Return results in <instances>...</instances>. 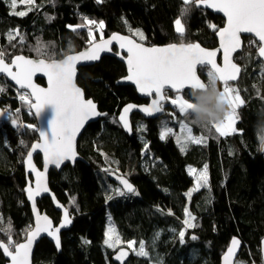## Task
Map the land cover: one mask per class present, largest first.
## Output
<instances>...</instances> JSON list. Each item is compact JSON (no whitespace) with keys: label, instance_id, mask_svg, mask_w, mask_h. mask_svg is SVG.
<instances>
[{"label":"trees","instance_id":"obj_1","mask_svg":"<svg viewBox=\"0 0 264 264\" xmlns=\"http://www.w3.org/2000/svg\"><path fill=\"white\" fill-rule=\"evenodd\" d=\"M35 2L36 9L21 17L10 14V0H0V49L4 50L8 62L18 54L36 57L31 47L36 45L37 38L54 46L49 51L55 52V59L72 53L69 51L70 43L74 52L87 47L85 31L77 35L66 27L81 23L82 16L103 20L106 35L116 31L132 35L128 30L130 25L133 30L141 29L145 33L149 45L164 46L181 42L174 31V21L180 18L183 0ZM47 17L54 19L49 21ZM209 24L220 29L225 20L203 8H193L185 21L183 42L215 48L218 45L217 31L211 30ZM16 30L26 37L23 46L19 44V37L9 43L8 33ZM248 45L245 42L244 50L235 58L242 66V73L238 82L233 84L245 100V106L238 109L241 116L238 128L242 133L230 137H219L217 133H209L208 136V129L190 125L197 134L207 137V143L191 144L184 152L172 136L166 141L159 138V121L165 116L147 122L146 131L139 132L136 127L142 124L143 119L135 113L132 117L135 125L132 136L120 124L113 122L114 118L111 117H115L124 105L140 102L133 86L118 83L127 73L122 61L106 55L92 66L80 67L78 84L87 98L97 101L100 109L108 112L110 117L91 123L82 134L78 144L80 155L84 158L81 162L74 167L68 166L62 172L51 171V188L75 212L76 219L71 230L63 233L62 253L52 242L43 239L35 251V264H115L109 257L112 252L106 249L103 241L110 214L125 241L139 244L142 238H147L151 244L155 234L160 233L155 246L147 248L153 259L133 256L127 264H158L156 257L162 264H221V256L233 236L243 241L240 260L247 264H262L260 238L264 234V151L259 150L253 123L257 119V112L264 108V74L254 45ZM240 56L244 58L237 59ZM205 76L206 73L201 72V77ZM0 80V85L7 84L9 89L7 94L0 93L2 109L7 106L11 111L21 108V121L37 124L19 98L11 96L15 91L9 81ZM38 81L45 84L44 79ZM178 119H181L180 115ZM171 125L178 127V124ZM21 139L28 148L19 144ZM37 139V133L14 128L10 122H3L0 129V217L4 225L11 221L12 239L17 243L25 239L26 230L34 223L24 192L27 182L23 162L31 144ZM145 141L148 143L147 152L144 149ZM141 154L148 156L141 157ZM106 157L109 161L124 163L123 169H129L139 177L141 199L129 204H120L119 199L107 201L98 172L99 164L106 165L108 162ZM142 159L158 164L147 165L143 169L139 162ZM35 161L42 165L39 155ZM205 164L209 169V188L193 195L190 209L196 215L198 227L188 230V233L196 232L200 240L195 243L186 238V242L180 244L178 232L182 228L187 203L184 192L192 182L185 168L187 165L202 168ZM39 206L56 223L59 222L60 214L55 212L49 199L39 201ZM106 207L111 212L107 213ZM84 240L90 243L85 244ZM0 241H7L4 233H0ZM0 264H5L1 250Z\"/></svg>","mask_w":264,"mask_h":264},{"label":"snow or ice","instance_id":"obj_2","mask_svg":"<svg viewBox=\"0 0 264 264\" xmlns=\"http://www.w3.org/2000/svg\"><path fill=\"white\" fill-rule=\"evenodd\" d=\"M50 2L54 3L55 0H50ZM102 2L103 0H97V3ZM19 4L28 5L27 11H15L18 2L10 0L13 9L10 14L23 17L33 10L32 6L35 5V0H19ZM193 8L215 10L218 13H223L226 17L227 23L223 28L217 29L214 24L208 25L211 30L218 33L219 50H207L199 43L183 42L186 32L185 21ZM47 19L51 21L54 17H47ZM81 19V23L66 27L77 35L82 30L86 31L87 48L79 53L64 54L63 59H55V52L49 51L50 47L54 46L43 43L39 38H37L36 45L31 47V50L36 53V58L17 55L8 63L4 50L0 49V75L10 78L19 86L20 90H23L19 95V100L27 107L28 114L36 117L40 122L39 125L23 123L20 116L21 108L14 111L9 109L0 111V117H4L5 122H10L14 128L31 130L38 133L39 137L37 142L31 144L25 159L28 171L35 174L34 185L32 181H29L24 189L35 213V226H29V229L26 230L24 243H17L12 239L11 221L9 220L7 225H4L3 218L0 217V233L7 236L6 243L0 241V249L7 257L11 258V264H30L34 243H38L45 236L50 237L59 250L61 230L72 224L69 211L65 208L61 223L54 227L52 220L47 215H41L36 209V198L50 192L47 185V172L50 167L60 169L66 162L74 163L76 161V138L85 129L86 124L94 118L107 115L98 111L96 103L92 99H86L82 89L76 85L78 65L99 61L103 53H113L114 42L118 44L121 51L114 54L126 60L128 73L118 83L132 82L139 93L147 97H154L148 106L138 110L151 118L171 116V120H161L159 138L166 141L169 136H174L180 150L184 152L191 144L207 143L206 136L193 134V128L190 125L194 124L185 119V113L191 107L188 102L191 89H202L206 84L197 74L198 71L206 73L207 82H219L222 85L221 99L228 106V111L222 121L202 128L209 131L214 129L219 137H230L242 133V130L237 127V122L241 119L238 109L245 106V100L241 97L240 90L232 86L233 82H238L241 73V68L233 60V54L241 49V37L252 36L253 39L249 41L248 46L258 45V58H264V0H183L180 18L174 21V31L178 34L181 42L171 43L167 46H145L143 43L146 40L144 33L139 29L133 30L130 25H128V30L132 35L113 33L110 38L105 39L106 25L103 20L97 21L87 16H82ZM124 23L127 25L126 20ZM97 35H99V40H97ZM133 36L138 37L140 42ZM16 37H19V44L23 46L26 37L19 30L8 33L9 43L11 44ZM12 46L16 47L14 44ZM220 50L223 55L222 66L217 63ZM69 51L74 52L71 43ZM243 58V56L237 57V59ZM261 70L264 74V64L261 65ZM37 73H42L47 77L46 88L34 83L33 77ZM6 91V87L0 85V93ZM245 91L247 90L245 89ZM169 93H172L173 96H169ZM46 106L53 107L54 115L45 122L43 112ZM166 107L172 108L173 111L166 112ZM133 109H137V106L131 103L126 105L118 119L113 121L121 124L129 133L132 132L129 113ZM177 111L181 117L179 120L175 118ZM170 124H178L179 133H175L173 127L169 126ZM137 130L144 132L146 126L138 124ZM19 144L28 148L27 143L22 139ZM144 149L147 152L148 143L146 141ZM38 153L43 154V171L38 170L33 163V156ZM110 163L118 162L111 161ZM102 170L106 173L111 172V168ZM189 172L195 175V187L185 194L190 200L193 193L209 188L208 165L205 164L199 172L195 168H189ZM117 179L121 187L112 189L115 196L139 195L126 178L118 176ZM107 199L112 200L113 195H108ZM72 203L75 204L74 199ZM184 215V228L178 232L180 244L186 242L185 236L189 229L198 227V224L193 223L196 217L192 215L188 207L184 208ZM109 219L111 218L109 217ZM172 231L176 232L175 229ZM159 236L160 233H156L151 244L140 241L138 249L135 247L136 241H127V249L137 257L153 259L147 248L154 247ZM105 237L104 244L108 248L117 250L115 260L124 264L129 255V251L121 247L125 242L111 226L105 233ZM190 239L197 240L198 237L193 234ZM83 243L90 242L84 240ZM240 243L237 238L232 239L223 256V264H231ZM155 259L158 264H162L159 257ZM237 264H242V262H237Z\"/></svg>","mask_w":264,"mask_h":264},{"label":"water","instance_id":"obj_3","mask_svg":"<svg viewBox=\"0 0 264 264\" xmlns=\"http://www.w3.org/2000/svg\"><path fill=\"white\" fill-rule=\"evenodd\" d=\"M203 9L208 10L209 12H211V13H213V14H215V15H218V16L223 17V18L225 19L226 23H227V19H226V17L224 16L223 13H218V12H216L215 10H211V9H206V8H203ZM226 23H225V26H226ZM225 26H224V27H225ZM113 33H117V34H121V35H129V34H123V33L118 32V31L113 32ZM113 33H112V34H113ZM112 34H110V35H109L108 37H106L105 39L110 38ZM216 36H217L218 45H217L215 48H208V47L202 45L201 43H199V44L201 45V47H203V48H205V49H207V50H219L220 44H219L218 33H217ZM133 38L136 39L134 36H133ZM244 38L246 39V38H253V37H252V36H242V37H241V49H238L237 52H239L240 50L243 49V46H244ZM257 39H258V38H257ZM137 41L140 42L138 39H137ZM143 43H144V42H143ZM144 44H145V46H149V47L153 46V45H149V44H147V43H144ZM164 46H167V45H164ZM113 47H117L118 51H121V50L119 49L118 44H115V42H114ZM85 49H86V48H85ZM85 49H84V50H85ZM84 50H83V51H84ZM237 52H236V53H237ZM74 53H77V52H72V53H69V54H74ZM114 53H115L114 50H113V53H103V54L101 55V59H102L104 56H106V55L116 57V58H118L120 61H122V62L126 65V69H127L126 60L123 59L121 56H117V55H115ZM236 53L233 54V60H234L235 63H237L236 60H235V55H236ZM18 55H23V56H25V57H27V58H36V57L29 56V55H25V54H18ZM257 55H258V50H257ZM15 56H17V55H15ZM15 56H14V57H15ZM14 57H13V58H14ZM60 59H63V57L60 58ZM60 59H57V60H60ZM101 59H100L99 61H96V62H90V63H88V64H81V65H78V66H77V75H76V78H75V83H76V85H77L79 88L82 89V91H83L84 94H85V98H86V99H92L94 102H95V100H94L93 98H87V95H86L84 89L78 84L77 79H78V75H79V69H80V67H83V66H92V65H94V64H96V63H98V62H100ZM259 59H260V60L262 61V63L264 64V58H259ZM6 62H8V61L6 60ZM8 63H10V62H8ZM217 63H218V65H220V66L223 65V55H222V50L218 51ZM237 65L241 68V73H242V66H241L240 64H238V63H237ZM13 70H15V69H13ZM241 73H240L239 79H240V77H241ZM127 74H128V73H126V75H127ZM197 74L200 76V78H201L203 81H205V79L201 77L200 71H198ZM126 75H125V76H126ZM125 76H123V77H125ZM0 77H4V76H3V75H0ZM123 77H122V78H123ZM4 78H5V77H4ZM122 78H121V79H122ZM5 79H6L7 81H9V83H10L13 87L15 86V87H17V88L19 89V86L16 85L14 81H11L10 78H5ZM38 79H44V80H45V84L40 83V82L38 81ZM121 79H120V81H121ZM33 81H34V83H35L36 85H38V86H40V87H45V88L47 87V77L44 76L42 73H37L36 76L33 77ZM205 82H206V81H205ZM119 83H122V84H124V85H130V86H133V87L136 89V91H137V95H138L139 98H149V97H147V96H145V95L139 93V91L137 90L136 86H135L132 82H129V81H123V82H119ZM234 83H236V82H233V84H234ZM95 103H96V102H95ZM130 103H131V104H134V105L137 106V109H133V111H132L131 113H129V121H130V124H131V127H132V132L129 133V132H128L127 130H125L123 127H122V128H123V130H124L129 136H132V135H134V132H133L134 127H133V121H132V117H133V115H134L135 113H138V114H140V115L145 116L146 118H151V117H147L145 114H143L142 112H140V111L138 110V109L141 108V107L148 106V105L151 103V101H150V103H146V104H140V103H137V102H135V103H134V102H130ZM130 103H127L126 105H128V104H130ZM96 105H97V110H98V111H100L101 113H105V114H107V112H102V111L99 109V105H98V103H96ZM126 105H124L123 108H124ZM123 108H122V110H123ZM122 110H121V112H122ZM0 111H3V109H2L1 106H0ZM165 111H166V110H165ZM53 115H54L53 107H52V106H46V108H45V110H44V112H43V119H44V121L46 122L47 119L51 118ZM105 116H106V115H105ZM103 117H104V116L94 118L92 121H90V122H88V123L86 124L85 129L82 130V133H81V134H78V136H77V138H76V142H75V144H76V152H77V159H76V161H75L74 163H72V162H66L65 165H62V167H61L60 169H57L59 172H61L62 169H63L64 167H66L67 165H72V166H74L78 160H83V159H84V158L78 153V144H79V140H80L82 134L84 133V131L86 130V128H87L91 123L97 122L98 120H100V119L103 118ZM160 117H162V116H159L158 118H160ZM35 118H36V117H35ZM152 119H156V118H152ZM36 120H37V125H39L40 122L38 121L37 118H36ZM2 122H5L4 117H0V129L2 128ZM121 126H122V125H121ZM37 134H38V133H37ZM38 139H39V137H38ZM38 139H37L36 141H34L33 143L37 142ZM37 155H41V156H42V161H43V154H42V153H38V154H34V156H33V163L35 164V166H36V168H37L38 170L43 171V170H44V163H43V167H42V168H39V166L37 165V163H36V161H35V157H36ZM25 159H26V158H25ZM24 169H25V173H26V182L28 183L29 181H32V182H33V185H34L35 174H34V173H31V172L28 171V169H27V165H26V163H25V160H24ZM52 169H55V168L50 167L49 170H48V172H47V185H48V188L50 189V192H49V193H46V194H43L42 196L36 198V209L39 211V213H40L41 215H47V216L52 220V222H53V226L56 227V226H59V224L61 223V221H62V219H63L64 209L67 208V207H66L64 204H62V203L59 202L58 197L56 196V194H55V193L51 190V188H50V185H49V174H50V172H51ZM32 178H33V179H32ZM124 178H125V177H124ZM112 179H114V178H112ZM116 180L119 182L118 179H116ZM27 183H26V185H27ZM119 183H120V182H119ZM26 185H25V188H26ZM25 188H24V189H25ZM24 191H25V190H24ZM25 194H26V198H27V193H26V191H25ZM43 197H50V198L52 199V202H53V204H54L55 209L61 213V219H60V222L58 223V225L55 224V222L53 221V219H52V218L46 213V211H41V209H40V207H39V205H38V201L41 200ZM27 200H28V198H27ZM28 201H29V200H28ZM29 203H30V208H31V212H32L33 220H34V223H33V227H34V226H35V213H34V211H33L31 201H29ZM67 209H68V208H67ZM68 211H69V210H68ZM69 214H70V211H69ZM70 217H71V214H70ZM72 227H73V222H72V224H71L68 228H65V229H62V230H61V233H60V237H61V247H60L59 250H57L59 253H62V244H63V243H62V242H63L62 234L65 233V232H69V231L71 230ZM44 238H48V239H49L52 243H54V245H55V242H54L50 237L45 236ZM44 238H43V239H44ZM233 238H234V237H233ZM233 238H232V239H233ZM235 238H237L241 243H240V247L237 249V253H236V255H235V256L232 258V260H231V264H236V261H237L238 257L240 256V254H241V252H242V248H243V242H242L238 237H235ZM41 240H42V239H41ZM41 240H39L38 243H34V246H33V252H32L31 257H30V264H35V261H34L35 251H36V249H37V246H38L39 243L41 242ZM24 242H25V239H24L22 242H20V243H24ZM124 248H125L126 250H128L126 247H124ZM56 249H57V248H56ZM227 249H228V247H227ZM227 249H226V251H227ZM1 250H2V249H1ZM128 251H129V255H128V257L126 258L124 264H125V263H126L131 257H132V252H131V250H128ZM226 251H225V253H226ZM2 252H3V250H2ZM225 253H224V254H225ZM224 254H223V256H224ZM115 255H116V254H115ZM115 255H113V260H114V262L120 264V262H118V261L115 260V258H114ZM4 256H5V258L8 260V263H7V264H11V258H10V257H7L5 254H4ZM223 256L221 257V264H223ZM262 259H263V263H264V241H263V249H262Z\"/></svg>","mask_w":264,"mask_h":264},{"label":"flooded vegetation","instance_id":"obj_4","mask_svg":"<svg viewBox=\"0 0 264 264\" xmlns=\"http://www.w3.org/2000/svg\"><path fill=\"white\" fill-rule=\"evenodd\" d=\"M109 35H106V34H104V38H106V37H108ZM97 40H99V38L97 39ZM114 51L115 52H117L118 51V49H117V47H115L114 48ZM200 74H201V71H200ZM2 80L4 79V80H6L4 77H0ZM1 81V80H0ZM13 90L15 91L16 89H14L13 88ZM169 96H173V94L172 93H169ZM1 99H2V97L0 96V106L2 105V102H1ZM137 103H140V104H146L147 102L145 101V98H140V102H137ZM148 103H149V101H148ZM2 107V106H1ZM5 109H10V107L9 106H7ZM5 109H3V110H5ZM165 110H166V112H171V108H169V107H166L165 108ZM140 115V114H139ZM141 116V115H140ZM36 119V118H35ZM36 123H37V120H36ZM2 124H3V122H2ZM133 127H134V129H135V125H133ZM142 156L141 157H144V156H148L147 154H141ZM41 158H42V156L41 155H39ZM110 156H112V155H110ZM152 157H154V155H151ZM113 157H115V156H113ZM82 160H78L77 162H81ZM76 162V163H77ZM111 162V160L109 161L108 160V162H106V164L107 165H109L110 167H112L111 168V172H109V173H106V172H102V171H98L99 172V178H100V181H101V183H102V185H103V187H104V190H105V192H106V196H108V195H113V199H119L120 201H118L120 204H129V203H131V202H133V201H136V200H138V199H141V190H140V188H139V184H138V180H137V178H139V177H137L136 175H134L131 171H129V169H123L122 168V166L124 165V163H122V162H118V163H110ZM140 162V167L141 168H143V169H146L147 168V165L148 166H150V165H155V164H158V162H155V161H148V160H145V159H142V160H140L139 161ZM127 163V162H126ZM37 165H38V163H37ZM126 165V164H125ZM39 166V165H38ZM68 166H72V165H67L66 167H64L63 169H62V171L65 169V168H67ZM75 166V165H74ZM74 166H72V167H74ZM99 166H100V169L102 168L101 166V164H99ZM127 166H128V164H127ZM43 167V161H42V165L41 166H39V168H42ZM104 167V166H103ZM189 168H196V167H194L193 165H187L186 166V168H185V171H186V174H187V176H188V178H189V180L191 181L192 180V182L189 184V186H188V188L186 189V192H184V196H185V199H186V201H187V203H186V207H190V205H191V203H192V198L194 197L193 195H195L196 193H198V192H200V191H202V190H204V189H201L200 191H198V192H196V193H193V195H192V197H191V199L189 200V198L185 195L187 192H189L193 187H195V176L193 175V174H191L190 172H189ZM203 168V167H202ZM198 169H200V168H198ZM52 170H55V171H58L57 169H52ZM51 170V171H52ZM61 171V172H62ZM59 172V171H58ZM50 174H51V172H50ZM50 174H49V185H50V188H51V184H50ZM118 176H122L123 178L125 177L128 181H129V183H131L134 187H135V189L137 190V192L139 193V195H131V194H129V195H127V196H124V197H120V196H115L114 195V193L112 192V189H115L116 187H121V185H120V183L116 180L117 179V177ZM112 178H114V179H112ZM33 179V178H32ZM51 190L53 191V189L51 188ZM54 192V191H53ZM55 194H56V192H54ZM56 196H57V194H56ZM58 197V196H57ZM49 199L51 202H52V199L50 198V197H43L42 199ZM59 198V197H58ZM41 199V200H42ZM112 199V200H113ZM41 200H39V201H41ZM112 200H108L107 199V201L108 202H110V201H112ZM39 201H38V205H39ZM52 204H53V202H52ZM65 204V203H64ZM107 204H105V206H106ZM65 206H66V204H65ZM108 206V205H107ZM40 207V206H39ZM67 208H68V210L70 211V214H71V216H73V215H76L75 214V212L72 210V209H70L68 206H66ZM109 207V206H108ZM53 208L55 209V207H54V204H53ZM107 208V207H106ZM41 209V208H40ZM41 211H46V210H42L41 209ZM107 213H109V212H111L110 211V208H107ZM55 212H57L58 213V215L60 216V219H61V213L59 212V211H57L56 209H55ZM46 213L53 219V221L55 222V220H54V218L46 211ZM193 213V212H192ZM192 215H194V216H196L195 215V213H193ZM107 217H108V215H107ZM110 217H111V219L112 220H110L109 218H107L110 222H112L113 223V216H112V214H110ZM184 218H185V215H184ZM60 219H59V222H60ZM58 222V223H59ZM58 223H56L55 222V224L56 225H58ZM62 238H63V234H62ZM7 241H5V243H6ZM20 243V242H19ZM1 250V249H0ZM116 251L117 250H115V251H113L112 252V256L116 253ZM1 253H2V255H3V258H4V260H5V264H7L8 263V260L5 258V256H4V253L2 252V250H1ZM131 259V258H130ZM130 259L125 263V264H127L129 261H130ZM115 264H119V263H116V262H114Z\"/></svg>","mask_w":264,"mask_h":264},{"label":"clouds","instance_id":"obj_5","mask_svg":"<svg viewBox=\"0 0 264 264\" xmlns=\"http://www.w3.org/2000/svg\"><path fill=\"white\" fill-rule=\"evenodd\" d=\"M188 102L191 107L185 113V119L200 127L222 121L228 111L227 104L221 99L217 82H206L202 89L192 88ZM253 132L259 150L264 151V108L257 112V119L253 123Z\"/></svg>","mask_w":264,"mask_h":264},{"label":"rangeland","instance_id":"obj_6","mask_svg":"<svg viewBox=\"0 0 264 264\" xmlns=\"http://www.w3.org/2000/svg\"><path fill=\"white\" fill-rule=\"evenodd\" d=\"M17 2H18V6L16 7V9H15V11H17V12H19V11H27V9H28V5H20L19 4V0H17ZM33 7V10L32 11H34L35 9H36V7H37V4H36V2H35V5L34 6H32ZM13 11V9L11 10V12ZM31 11H29L28 13H30ZM139 30H141V29H139ZM142 31V30H141ZM143 32V31H142ZM144 33V32H143ZM144 36L146 37V35H145V33H144ZM135 37V36H134ZM99 37H98V35H97V39H98ZM136 39H138V37H135ZM139 40V39H138ZM252 40V38H246V42H247V44H249V41H251ZM144 43H147V41L145 40V41H143ZM257 48H258V45H254V52L256 53L257 52ZM256 55H257V53H256ZM258 57V56H257ZM12 59V58H11ZM261 61V60H260ZM262 62V61H261ZM263 64V63H262ZM205 73V72H204ZM206 81H207V76H205V78H204ZM3 86H5L6 87V89H7V91H6V94L8 93V86H7V84H2ZM233 86V85H232ZM218 87H219V89L220 90H222V86L221 85H218ZM22 91H17V90H15V93L13 94V95H11V96H14V95H16L17 96V98H19V95H20V93H21ZM1 94H4V93H1ZM15 97V96H14ZM242 97V96H241ZM174 98V97H173ZM173 110H171V112H172ZM170 113V112H169ZM178 116H179V113H178V111H177V113H176V116H175V118L177 119V120H179L178 119ZM171 118V116H169V117H162V119L161 120H163V119H170ZM101 119H103V118H101ZM100 119V120H101ZM157 120L158 119H160V118H156ZM161 120L159 121V125H160V128H161ZM169 126H171V127H173V130H174V132H177V133H179V126L176 128L174 125H169ZM200 129H202V130H204L205 128H202V127H200ZM136 130H137V127H136ZM161 130V129H160ZM209 133H211V134H216L213 130L212 131H209L208 130V136H209ZM193 134L194 135H199V134H197L194 130H193ZM200 136H202V135H200ZM171 136H169V138H170ZM172 138H174L175 139V137H172ZM176 141V140H175ZM108 161V160H107ZM102 168L100 169V171H102V172H104L102 169H104V168H112V167H110L109 165H105L104 167L103 166H101ZM195 169H197V171L199 172L200 170H202L203 168H200V169H198V168H195ZM195 176V175H194ZM208 177H209V169H208ZM210 181V180H209ZM189 208V210L191 211V209H190V207H188ZM191 213H192V211H191ZM193 214V213H192ZM194 216V215H193ZM196 217V216H195ZM111 218V217H110ZM185 219V218H184ZM183 219V220H184ZM110 220H112V219H110ZM193 223H198V221H197V218H196V220L195 221H193ZM109 225L107 226V231H108V229H109V227L111 226V227H114L115 228V230H116V232L119 234V236H120V238H121V240L122 241H124L125 242V244H123V245H121V246H127V244H126V242L127 241H125L124 239H123V237H122V235L119 233V231H118V228H117V225L115 224L114 225V223H112V222H110L109 221V223H108ZM184 228V225L182 224V228H181V230ZM106 231V232H107ZM188 232V231H187ZM187 232H186V234H187ZM187 238V236L185 237V239ZM138 246H139V244L138 243H136V245H135V247L138 249ZM105 247H106V249L108 250V251H111V252H113V251H115L116 249H112V248H108L106 245H105ZM133 256H135V255H133ZM133 257H131V259H132ZM237 262H242V264H247L246 262H244L243 260H240L239 258L237 259V261H236V264H237ZM155 264V263H154Z\"/></svg>","mask_w":264,"mask_h":264},{"label":"bare ground","instance_id":"obj_7","mask_svg":"<svg viewBox=\"0 0 264 264\" xmlns=\"http://www.w3.org/2000/svg\"><path fill=\"white\" fill-rule=\"evenodd\" d=\"M90 19H92V18H90ZM224 20H225V19H224ZM225 23H226V21H225ZM224 26H225V24H224ZM224 26H223V27H224ZM223 27H222V28H223ZM85 32H86V31H85ZM245 42H246V39L244 38V46H245ZM244 46H243V49H242V50H240L239 52L236 53L235 58H236L237 54L241 53V52L244 50ZM85 48H87V47H85ZM85 48H79L76 52L79 53V52L83 51ZM114 48H115V47H113V50H114ZM248 72H249V71H248ZM205 81H206V80H205ZM206 82H207V81H206ZM218 85H221V84L218 82ZM14 89H16L17 91H23V90L18 89V88L15 87V86H14ZM153 98H154V97L145 98V101H146L147 103H148V101H149V103H150V101H151ZM95 102L98 103L97 101H95ZM98 105H99V103H98ZM99 109H100V106H99ZM9 110H10V109H9ZM100 110H101V109H100ZM121 110H122V109H120L119 113H117L116 116H115L117 119H118L119 115L121 114ZM101 111H102V110H101ZM102 112H103V111H102ZM238 113H239V112H238ZM107 117H110L108 112H107V115L104 116L103 118H107ZM115 117H111V118H114V119H115ZM141 118L143 119L142 124L145 125L146 127L148 126V125H147V122H149V121H151V120H157V119H152V118H146V117L143 116V115H141ZM239 122H240V121L237 122V127H238V123H239ZM120 125H121V124H120ZM238 129H239V128H238ZM78 153L80 154V152H79V145H78ZM99 154H100L101 156H104L102 152H100ZM23 165H24V162H23ZM101 165H102V166H105V164H101ZM24 192H25V191H24ZM58 200H59L60 203L64 204V202H62L59 198H58ZM27 202H28V204H29V206H30V203H29L28 200H27ZM64 205H65V204H64ZM71 218H72V222H73V226H74V224H75V219H76V215L71 216ZM106 231H107V229L105 230V233H106ZM193 234L196 235V236L198 237L197 240H191V239H190V236L193 235ZM186 236H187V239H189V240H191V241H193V242H195V243H198L199 240H200V236H199L196 232H193V233H188V232H187ZM186 236H185V237H186ZM233 237H238V236H233ZM233 237H232V238H233ZM105 238H106V237H105V234H104L103 241L105 240ZM232 238L230 239V241H229L227 247L230 246L231 241H232ZM238 238L240 239V237H238ZM44 239L49 240L48 238H44ZM42 240H43V239H42ZM42 240H41V241H42ZM240 240H241V239H240ZM49 241H50V240H49ZM140 241H144V242H146V244H149L147 238H142ZM140 241H139V242H140ZM241 241H242V240H241ZM263 241H264V234H263V235L261 236V238H260V257H261V258H262ZM50 242H51V241H50ZM242 242H243V241H242ZM53 244H54V243H53ZM121 247H126V248H127V246H121ZM205 249L207 250V248H205ZM224 253H225V252H224ZM224 253H223V254H224ZM115 254H116V253H115ZM115 254H114V255H115ZM223 254H222V256H223ZM133 255H134V254H132V257H133ZM222 256H221V257H222ZM109 257H110L111 261L114 263L112 253L110 254ZM238 258H239V257H238ZM252 260H253V261H256V260L253 259V258H252ZM150 264H154V263H151V262H150ZM262 264H264V263H263V259H262Z\"/></svg>","mask_w":264,"mask_h":264}]
</instances>
